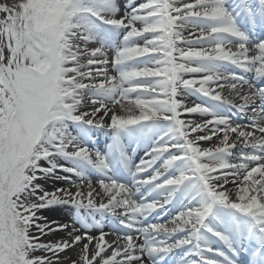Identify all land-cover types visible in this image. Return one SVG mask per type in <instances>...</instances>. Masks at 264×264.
Instances as JSON below:
<instances>
[{
  "label": "snow or ice",
  "instance_id": "obj_1",
  "mask_svg": "<svg viewBox=\"0 0 264 264\" xmlns=\"http://www.w3.org/2000/svg\"><path fill=\"white\" fill-rule=\"evenodd\" d=\"M0 264H264V0L0 3Z\"/></svg>",
  "mask_w": 264,
  "mask_h": 264
},
{
  "label": "bare ground",
  "instance_id": "obj_2",
  "mask_svg": "<svg viewBox=\"0 0 264 264\" xmlns=\"http://www.w3.org/2000/svg\"><path fill=\"white\" fill-rule=\"evenodd\" d=\"M0 3H6V2H5V0H0ZM11 3H13V2H11ZM11 3H9V4H11ZM49 215L51 218H54V219L61 218L59 212H52V213H49ZM62 235H63V233L57 234V236H62ZM57 236L46 237V239H56ZM109 239H111V237H109ZM63 255L66 257L70 256L74 259L76 257V250H69L66 253H64Z\"/></svg>",
  "mask_w": 264,
  "mask_h": 264
},
{
  "label": "rangeland",
  "instance_id": "obj_3",
  "mask_svg": "<svg viewBox=\"0 0 264 264\" xmlns=\"http://www.w3.org/2000/svg\"><path fill=\"white\" fill-rule=\"evenodd\" d=\"M6 3H11V2H15V0H5Z\"/></svg>",
  "mask_w": 264,
  "mask_h": 264
}]
</instances>
